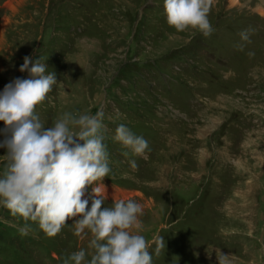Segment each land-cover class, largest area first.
Wrapping results in <instances>:
<instances>
[{
    "label": "rangeland",
    "instance_id": "374dc122",
    "mask_svg": "<svg viewBox=\"0 0 264 264\" xmlns=\"http://www.w3.org/2000/svg\"><path fill=\"white\" fill-rule=\"evenodd\" d=\"M259 9V0H213L214 31L205 36L170 26L163 0H0V90L27 77L19 71L26 55L41 57L58 79L37 106L45 126L65 111L103 110L105 204H142L134 230L146 237L152 264H219V250L230 264H264ZM120 123L147 139L143 155L113 138ZM6 163L0 157V172ZM92 187L84 190L89 207ZM75 219L49 236L0 206V264H63L80 248L90 259L91 234H75Z\"/></svg>",
    "mask_w": 264,
    "mask_h": 264
},
{
    "label": "clouds",
    "instance_id": "9594fccd",
    "mask_svg": "<svg viewBox=\"0 0 264 264\" xmlns=\"http://www.w3.org/2000/svg\"><path fill=\"white\" fill-rule=\"evenodd\" d=\"M163 3L167 23L177 31L191 28L205 36L214 31L209 19L213 0ZM249 31H241L243 41L250 39ZM19 71L27 72V77H16L0 90V122L4 125L0 148L6 149L0 157L7 161L0 172V206L26 222L36 221L49 236L59 233L67 218L76 217L74 233H90L89 245L94 251L86 259V250L80 248L63 264H152L146 237L134 230L140 224L142 204L134 199L105 204L102 180L111 168L104 143L103 110L78 115L65 111L45 126L37 106L50 100L48 94L58 82L57 75L48 71L41 57L33 60L29 55L23 58ZM113 138L136 155L149 149L147 139L124 123L116 126ZM129 163L132 169L138 167L135 160ZM88 185H93L94 193L90 207L84 191ZM29 227L25 223L19 231L27 234ZM229 256L219 250V264H230Z\"/></svg>",
    "mask_w": 264,
    "mask_h": 264
},
{
    "label": "bare ground",
    "instance_id": "6f19581e",
    "mask_svg": "<svg viewBox=\"0 0 264 264\" xmlns=\"http://www.w3.org/2000/svg\"><path fill=\"white\" fill-rule=\"evenodd\" d=\"M232 1V0H231ZM262 2H264V0H259V5H260V8L261 9H263L262 7L264 6H262ZM233 8V7H232ZM260 10V9H259ZM261 12H264V9L263 10H260ZM81 57H79V62H80V64L82 63V61H81V59H80ZM253 142V141H252Z\"/></svg>",
    "mask_w": 264,
    "mask_h": 264
}]
</instances>
